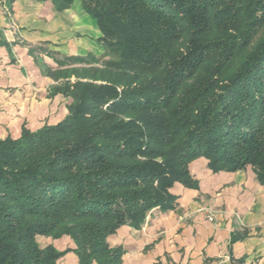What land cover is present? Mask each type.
Wrapping results in <instances>:
<instances>
[{
    "label": "trees",
    "instance_id": "16d2710c",
    "mask_svg": "<svg viewBox=\"0 0 264 264\" xmlns=\"http://www.w3.org/2000/svg\"><path fill=\"white\" fill-rule=\"evenodd\" d=\"M49 1L60 11L74 0ZM81 2L104 52L30 45L75 66L36 58L63 79L50 95L71 102L59 122L0 139V264H57L69 251L77 264H121L123 247L108 236L174 208L175 182L197 188L196 157L213 172L250 165L264 183V0Z\"/></svg>",
    "mask_w": 264,
    "mask_h": 264
},
{
    "label": "crops",
    "instance_id": "0c3cea01",
    "mask_svg": "<svg viewBox=\"0 0 264 264\" xmlns=\"http://www.w3.org/2000/svg\"><path fill=\"white\" fill-rule=\"evenodd\" d=\"M100 36L81 0L60 11L49 0H14L10 9L0 4V139L17 138L22 126L36 130L59 122L71 102L61 93L50 95L63 79L42 73L36 58L51 70L75 66H58L49 56L31 53L30 45L44 44L63 56L99 57ZM207 162L202 156L189 162L198 187L175 182L174 208L147 217L140 228L122 225L108 236L110 246L123 247L121 264H264V183L250 165L213 172ZM38 238L40 246L74 247L68 236ZM57 264H77V256L66 252Z\"/></svg>",
    "mask_w": 264,
    "mask_h": 264
},
{
    "label": "rangeland",
    "instance_id": "374dc122",
    "mask_svg": "<svg viewBox=\"0 0 264 264\" xmlns=\"http://www.w3.org/2000/svg\"><path fill=\"white\" fill-rule=\"evenodd\" d=\"M101 62V61H100ZM95 66H100V63L96 64ZM71 98V97H70ZM39 244L42 245L43 244V240L42 238H38Z\"/></svg>",
    "mask_w": 264,
    "mask_h": 264
},
{
    "label": "built area",
    "instance_id": "2783aa9c",
    "mask_svg": "<svg viewBox=\"0 0 264 264\" xmlns=\"http://www.w3.org/2000/svg\"><path fill=\"white\" fill-rule=\"evenodd\" d=\"M208 219H209V220H211V219H212L211 215H208Z\"/></svg>",
    "mask_w": 264,
    "mask_h": 264
}]
</instances>
